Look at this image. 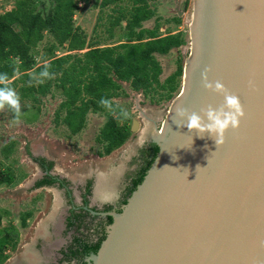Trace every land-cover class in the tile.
I'll list each match as a JSON object with an SVG mask.
<instances>
[{"label":"water","instance_id":"1","mask_svg":"<svg viewBox=\"0 0 264 264\" xmlns=\"http://www.w3.org/2000/svg\"><path fill=\"white\" fill-rule=\"evenodd\" d=\"M201 3V24L191 28L201 49L173 105L199 113L223 103L203 87L208 69L209 82L239 97L244 116L217 147L178 127L172 112L154 139V161L122 210L109 214L89 264H264V0Z\"/></svg>","mask_w":264,"mask_h":264},{"label":"trees","instance_id":"2","mask_svg":"<svg viewBox=\"0 0 264 264\" xmlns=\"http://www.w3.org/2000/svg\"><path fill=\"white\" fill-rule=\"evenodd\" d=\"M150 1L157 0H100L99 7H111L114 14L109 16V33L125 21L129 37L117 46L99 48L89 45L85 33L74 25L75 13L79 10L77 0H14L13 8L0 14V73L8 74L9 86L17 91L21 100L30 102V108L53 92H60L62 100L56 111L55 124L63 125L69 135H77L85 128L88 113L102 114L112 110L111 100L118 95L122 81L129 83L133 91H142L146 95L153 93L156 87L164 90L172 83L174 89L181 67L164 84H160L161 66L155 54L167 55L183 41L179 36L158 37L157 29L143 30L141 24L155 16L154 10L149 9ZM123 3L129 7H119ZM46 34L51 37L45 48L47 61L38 64L32 50ZM58 49L66 54L57 56ZM46 65L50 66V72L56 74L55 78L37 84L33 77L38 76ZM102 98L110 102V107L100 105ZM31 109L36 110L34 119H31L34 121L39 108ZM8 110L14 117L13 111ZM128 137L129 128L122 126L120 129L113 118H108L100 130L98 141L103 144V154L109 155ZM15 145L14 141L5 144L1 148V156L8 159ZM152 146L151 155L143 161L122 204L142 182L154 161L158 147ZM14 180L12 169L0 170V186L11 187ZM3 237L5 245L8 233ZM99 246L100 243L95 245L92 252L96 253Z\"/></svg>","mask_w":264,"mask_h":264},{"label":"rangeland","instance_id":"3","mask_svg":"<svg viewBox=\"0 0 264 264\" xmlns=\"http://www.w3.org/2000/svg\"><path fill=\"white\" fill-rule=\"evenodd\" d=\"M43 1L46 2V0ZM77 2L79 10L75 13L74 25L85 33L89 45L99 48L114 47L128 40L129 30L126 28L125 21L109 33V16L114 15L111 7L101 9L100 0H77ZM193 2L194 0H157L148 3L149 9L154 10L155 16L141 24L143 30L157 29L155 32L157 36L179 33L184 39L179 49H173L167 55H156L155 58L161 66L160 84L166 82L164 78L174 70L176 60L184 64L188 57L187 48L191 37ZM13 4L14 0H0V14L11 10ZM119 7L128 8L129 5L123 3ZM136 31L139 30L136 29ZM146 37L147 35L144 38ZM49 42H51V37L46 34L44 40L32 50L38 64L47 61L45 48ZM64 54L66 53L61 49L56 52L57 56ZM128 84L120 82L121 89L117 91L118 95L111 100L112 110H106L102 114L88 113L85 128L77 135H69L63 125L55 124L56 111L62 100L60 92H53L41 99L38 105L31 107L39 108L34 121L31 119H34L33 114L36 110L31 109L30 102L25 99H20L21 114L18 123L15 122L8 108L0 110V151L9 141H14L16 144L8 159H4L0 153V170L4 171L9 168L15 174L13 186H0V210L4 209L11 213V218H7L10 214L0 211V239L9 228H12L10 225L14 224L21 214L28 211H32L33 215L29 220L28 228L21 230L20 234L22 240H25L27 236L29 238L35 236L34 233L39 230L53 210L54 205L50 207L52 200L48 192L35 195V191H28L27 183L38 172L28 159L29 154L43 155L52 160L54 171L68 176L75 183L74 185L83 184L87 178L100 175L110 181L117 180L122 175L123 181L126 175L136 168L137 164L134 160L137 159L138 147L142 145V138L156 135V127L160 128L167 116L165 106H171L170 101H173L175 95L182 89V78L176 80L174 89L173 83L164 90L156 87L152 93L154 97H151L153 101L144 98L142 103H138L140 107H136L138 99L132 98L135 92ZM172 90H174V95L170 94ZM62 116L63 114L60 115V119ZM108 118H113L120 129L122 126L130 128L132 120L137 121L138 124L124 144L107 156L103 154V144H98L100 143L98 135ZM14 165L16 167H13ZM110 181L109 186L111 187ZM54 196L55 202L63 205L60 194L54 192ZM35 200H38L37 203ZM3 241L1 239L0 247L5 246V241Z\"/></svg>","mask_w":264,"mask_h":264},{"label":"flooded vegetation","instance_id":"4","mask_svg":"<svg viewBox=\"0 0 264 264\" xmlns=\"http://www.w3.org/2000/svg\"><path fill=\"white\" fill-rule=\"evenodd\" d=\"M194 1L200 16L197 13V17L194 15L193 2V15L190 23L191 37L187 48L188 57L184 64L183 62H177L176 60L174 62V70L164 78V81H166L177 71L178 67H181V75L178 78L180 80L182 78V89L175 95L174 100L170 101L171 106H165L167 116L165 117V120H163L161 127L167 120L168 116L175 112L177 104L175 107L173 104H175L176 100L182 95L185 84L184 80L186 77L185 71L189 66L188 61L193 60L195 62L201 49L200 41L202 40L200 35L196 32V29L200 26L202 21V3L201 0ZM192 25L196 30L194 37L191 34ZM169 35L179 36L180 39L184 41L179 33H167L162 36L159 35L158 37H166ZM182 44L173 49H179ZM156 55L158 54H155V57H157ZM128 86H130V84H128ZM133 92H135V97L132 96V98H134V100L138 99L135 104L136 107H140V104L138 105V103H142L144 98L153 101L151 98L154 97L152 93L146 95L142 91ZM170 94L174 95V90H172ZM135 109L137 110V108ZM131 126L129 128V136L131 135L130 133L134 132L131 131ZM161 127H156V135L153 137L149 136L145 139L142 138V145L138 147L137 159L134 160L137 166L132 172H129L125 178L123 177V181L122 175L119 176L117 180L112 181H110V179H105L103 175H100L95 178H87L83 184L76 183L77 185H74L75 183H73L68 176L54 171L52 160L43 155L34 156L29 154L28 159L31 164L37 168L38 172L37 175L35 174V177H31L27 183L28 191H35V195L42 192H48V194L51 195L52 200L50 207L54 205L53 210L39 230L34 233L35 236L31 238L27 236L28 238L26 237L25 240H22L20 231L28 228L29 220L33 215L32 211L24 212L14 224L10 225L12 228H9L7 232V243L4 247H0V264H89L91 256L95 254L92 252L93 247L98 243L101 245L103 241H99L107 236L108 229L111 225L110 222H112V220L110 221L112 218L109 214L119 213L122 210V206L124 205L122 203L126 198V192L141 169L143 161L148 159L151 155V149L153 148L152 145L155 144L154 139L157 138V133L161 130ZM98 136H100V132ZM13 167L16 166L14 165ZM109 181L111 182V187L109 186ZM104 184H106L105 187ZM108 190H112V194ZM113 190H115L114 193ZM54 192L60 194L63 205H59L57 201L55 202ZM37 201L38 200H35L36 203ZM0 211H2V213H9L10 215H8L7 218H11V213L7 210L1 209ZM1 239L5 240L3 236Z\"/></svg>","mask_w":264,"mask_h":264},{"label":"clouds","instance_id":"5","mask_svg":"<svg viewBox=\"0 0 264 264\" xmlns=\"http://www.w3.org/2000/svg\"><path fill=\"white\" fill-rule=\"evenodd\" d=\"M48 65L34 76L33 79L37 84H43L45 80L55 78V73L49 71ZM205 69L201 73L203 87L206 90L212 91L223 97V103L218 108H213L211 105L201 108L200 112H190L187 108L177 106L175 108V118L173 122L178 127H186L189 132L193 130L198 136L203 137L205 134L215 141L217 147L224 143V134L231 128L237 129L240 125V120L244 116V111L240 103L239 97L229 92L227 88L220 82H209ZM9 77L7 73H0V110L5 107L11 109L14 113L15 122H19L21 114L20 96L17 91L9 86ZM102 107H110V102L102 98L100 100ZM197 167H200L197 165Z\"/></svg>","mask_w":264,"mask_h":264},{"label":"bare ground","instance_id":"6","mask_svg":"<svg viewBox=\"0 0 264 264\" xmlns=\"http://www.w3.org/2000/svg\"><path fill=\"white\" fill-rule=\"evenodd\" d=\"M96 179H97V178H96ZM101 181H102V180H101ZM107 183H108V182H107ZM100 185H101V184H100ZM100 185H99V186H100ZM105 185H106V184H104V187H105ZM98 189L100 190V188H99V187H98ZM101 193H102V192H101ZM104 194H105V192H104Z\"/></svg>","mask_w":264,"mask_h":264}]
</instances>
